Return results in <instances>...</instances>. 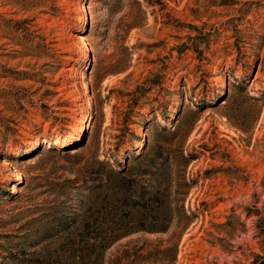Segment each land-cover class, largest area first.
<instances>
[{"label": "rangeland", "instance_id": "1", "mask_svg": "<svg viewBox=\"0 0 264 264\" xmlns=\"http://www.w3.org/2000/svg\"><path fill=\"white\" fill-rule=\"evenodd\" d=\"M262 256L264 0H0V264Z\"/></svg>", "mask_w": 264, "mask_h": 264}, {"label": "trees", "instance_id": "2", "mask_svg": "<svg viewBox=\"0 0 264 264\" xmlns=\"http://www.w3.org/2000/svg\"><path fill=\"white\" fill-rule=\"evenodd\" d=\"M139 156V155H138ZM137 156V157H138ZM107 177H108V179L110 180L109 182H108V184H111V183H113L114 185L115 184H117L116 183V180H112L111 178H110V173H108L107 174ZM122 182H124V181H122L121 179H120V181H119V183L117 184L118 185V187H122V185H125L124 183H122ZM132 183V182H131ZM150 185V187H148ZM153 184L152 183H149V184H142V186L141 187H139V188H137V187H133V185L131 186L130 185V187L129 188H126L123 192H125V195H124V197H123V201L124 202H126L127 204L129 203V201L128 200H131V202H132V204H136L137 203V198H134V197H132V196H134V195H132L133 193H137V195H138V198H140V199H149V200H153V199H157V195H155L156 194V192L153 190ZM123 192H121V194L123 193ZM132 192V194H130ZM130 204V203H129ZM85 226V225H84ZM87 229V224H86V226L84 227V230H86ZM254 264H264V256H262L261 258L259 257V259H256L255 260V262H254Z\"/></svg>", "mask_w": 264, "mask_h": 264}, {"label": "bare ground", "instance_id": "3", "mask_svg": "<svg viewBox=\"0 0 264 264\" xmlns=\"http://www.w3.org/2000/svg\"><path fill=\"white\" fill-rule=\"evenodd\" d=\"M85 15H87V14H85ZM84 40H85V38H84ZM85 43H86V42H85ZM85 45H87V43H86ZM87 46H88V45H87ZM86 49H88V48H86ZM53 141H54V140H53ZM53 141H52V142H53ZM55 141H56V140H55ZM55 141H54V142H55Z\"/></svg>", "mask_w": 264, "mask_h": 264}]
</instances>
